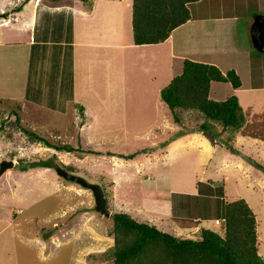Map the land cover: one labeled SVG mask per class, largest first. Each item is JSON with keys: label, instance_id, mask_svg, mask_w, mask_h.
I'll return each mask as SVG.
<instances>
[{"label": "rangeland", "instance_id": "obj_1", "mask_svg": "<svg viewBox=\"0 0 264 264\" xmlns=\"http://www.w3.org/2000/svg\"><path fill=\"white\" fill-rule=\"evenodd\" d=\"M11 1L10 8L14 2L21 3ZM105 1L98 5L96 17L89 21L91 25L97 24L103 13L100 9L109 5ZM242 1L249 10L257 7L264 10V0ZM112 7L115 9V5ZM126 7L130 12L131 0L123 1V8ZM112 17L110 23L115 27L117 12ZM82 19L87 22L85 16ZM131 38L130 26L123 40L136 45ZM127 47L102 46L95 49L100 51L99 55L82 46L74 68L78 89L75 87L73 100L83 104L86 117L73 105L67 106L65 97L69 88L65 83L73 75L67 72V62L61 68H65L62 70L65 83L56 92L57 106L65 108L64 113L51 115L35 108L21 110V100L0 99V160H12V165L0 174V264H71L80 254L85 255L88 263L98 264L103 259L100 254L112 245L111 214L118 210L136 219L149 220L174 235L172 227H193L191 232L177 236L196 237L199 228L195 227L200 226L222 233V223H215L214 219L223 217L225 202L241 197L255 214L258 251L264 257V173L232 149L240 150L244 144L243 152L264 165V138L253 128L261 119L254 112L261 113L264 109V88L253 92L246 88L248 82L264 85V53L252 48L245 61L242 58L237 61L235 66L243 82L237 91L228 82H212L211 98L224 99L234 93L245 111L247 122L232 129L189 109L182 110V119L176 122L160 98V88L170 79V67L163 60L158 66L150 63L152 53L147 47L142 50ZM2 54L0 71L14 72L9 88L16 92L23 85L26 56ZM183 58L173 57V71L182 67ZM200 58L206 61L209 57ZM214 59L224 71L234 67L231 61H221L217 56ZM61 69L57 66L56 71ZM15 112L21 117V125L48 141L79 144L95 152L47 146L18 127ZM201 122H205V133L198 129ZM191 129L203 134L210 149L216 150L204 148L203 136H187L177 142L173 139L175 134ZM246 135L250 137L245 140ZM128 153L133 155H122ZM220 153L225 158L219 157ZM43 159H52L56 164L27 166ZM62 164H72L73 173L106 186L109 216L96 211L89 188L57 173L56 167H63ZM164 206L170 207L169 210ZM176 217L198 223L178 221Z\"/></svg>", "mask_w": 264, "mask_h": 264}, {"label": "crops", "instance_id": "obj_2", "mask_svg": "<svg viewBox=\"0 0 264 264\" xmlns=\"http://www.w3.org/2000/svg\"><path fill=\"white\" fill-rule=\"evenodd\" d=\"M101 1L103 0H92L91 8H87L81 0H21V3H12L13 7L10 8L11 6L8 7V5L12 2L11 0H0V54L20 53L26 56L23 85L18 91L13 92L9 88L14 72L11 69L5 72L0 71V78H2L0 99L15 98L21 100V110L34 111L33 109L35 108L51 115L54 112L64 113L66 109L57 106L59 101L56 99V92L61 90L65 83L62 77V70L65 68H61L67 62L66 64H68L69 68L67 72L73 75L65 83L66 88H69V94L65 97V100L68 107L71 105L76 107L75 103L81 102L73 100L77 92V90L75 91L77 85L74 68L76 57L81 55L82 46L89 47L99 55L101 54L100 51L98 52L95 49L102 46L114 48L118 44L120 48L125 46L134 48L137 46L141 50L142 47H147V50L152 53V58H149L150 63L158 66L162 63V60L166 62L170 67V78L175 72L172 68L174 56L198 60H202L201 56H208L209 58L206 61L219 65L222 68L221 70L224 71L225 69L219 64L218 60L214 59L217 56L221 61H231L233 68L238 71L235 66L237 61L240 58L245 61L246 55L252 54V48L264 53L263 50L259 49L260 45L252 36L253 23L256 21V16L264 15V10L262 7L249 10L250 7L242 0L193 1L188 4L190 18L173 28L167 38L156 43L136 45H132L130 42L126 43L123 40L124 33L128 36L130 26L132 33V25L130 23L131 10L129 12L128 7L123 8L124 0H106L105 2L109 5H105L100 9L103 13L99 16L97 24L91 25L89 21L96 15ZM112 5H115V9H113ZM229 9H232L233 12H227ZM236 9L238 11H235ZM114 12H117L115 27L110 23L114 20L112 17ZM108 14L110 15L107 16ZM84 16L87 22L82 19ZM91 31H93L92 34ZM97 32L100 34L98 35ZM246 39L247 42L245 41ZM55 51H57V54H55ZM146 57H149V54ZM251 61L252 59H250ZM57 66L61 70L56 71ZM242 83L239 87L233 89L237 91L243 86ZM248 83L246 88L252 92L264 88V85ZM83 111L85 113L84 107ZM255 114L258 113L254 112L253 115ZM84 117H86V114ZM80 131L82 132V128H80ZM187 136L199 137L203 136V134L193 131L178 135L173 139L177 142V140ZM243 137L248 139L250 136L246 135ZM202 141L203 145L206 143L204 145V148L205 146L207 148L206 150H216V147L210 149L204 136ZM243 147H245L244 144H241L240 150L243 151ZM237 148L239 149V147ZM219 157L223 158L224 156L220 153ZM115 198L116 195L113 190V202H115ZM169 208L164 206L166 211ZM180 218L186 217H176L174 219L178 220ZM90 228L93 229L92 227ZM192 228L182 225L172 227L176 235L184 233V231L189 233ZM94 232L96 233V231ZM109 239L113 243V236L109 237ZM109 261V259H102L98 264H107ZM71 264L94 263H88L85 260V255L80 254L73 258Z\"/></svg>", "mask_w": 264, "mask_h": 264}, {"label": "trees", "instance_id": "obj_3", "mask_svg": "<svg viewBox=\"0 0 264 264\" xmlns=\"http://www.w3.org/2000/svg\"><path fill=\"white\" fill-rule=\"evenodd\" d=\"M81 1L87 8H91L92 0ZM131 1L132 40L135 44H142L156 43L167 38L173 28L190 18L188 4L196 0ZM181 65L182 67L179 66L170 80L160 88V98L167 104L176 122L182 119L181 112L184 109L199 111L207 119L232 129H239L247 122L245 111L236 94L232 93L218 100L209 95L212 81L228 82L233 88L241 85L240 76L234 68L222 71L215 63L189 57H184ZM75 106L84 117L83 105L75 103ZM18 107L20 108V105ZM15 114L14 120L18 125L21 117L19 113ZM254 116L261 119L256 121L253 128L258 132V136L264 138V111ZM18 127H22L21 129L36 140L56 149L95 152L79 144H54L21 123ZM198 129L205 133V122H201ZM193 131L196 130H190ZM184 133L187 131L177 133L173 138ZM122 155L131 157L133 153ZM53 164L56 163L52 159H43L32 161L27 166ZM62 165L65 168L70 166L72 169H66L73 172L72 164ZM102 188L109 207V191L105 185ZM111 216L113 243L100 254L103 259L111 260V264H264V257L258 251L256 217L242 197L224 203L222 233L200 226L199 235L196 237L174 235L159 229L149 220L136 219L123 210L114 211ZM182 219L192 222L193 225L198 223L189 218L178 220ZM96 257L94 255V258Z\"/></svg>", "mask_w": 264, "mask_h": 264}, {"label": "water", "instance_id": "obj_4", "mask_svg": "<svg viewBox=\"0 0 264 264\" xmlns=\"http://www.w3.org/2000/svg\"><path fill=\"white\" fill-rule=\"evenodd\" d=\"M256 20H258L261 23H264V15H257ZM260 50L264 51V44L259 47ZM235 153L252 163L255 167L260 169L264 173V165L258 163L253 157L249 156L245 152L232 148ZM12 165V160L10 159H2L0 160V174L4 172V170ZM57 173H59L61 176H63L66 179L75 181L79 184H81L84 187H87L91 190L92 195L94 197V202H95V209L99 213L109 216L111 214V210L109 207H107L106 199H105V194L102 186L98 183H93L88 180H86L84 177L75 174L73 172H70L66 170L64 167L57 166L56 167ZM52 230L48 231V233H45V236H47Z\"/></svg>", "mask_w": 264, "mask_h": 264}, {"label": "flooded vegetation", "instance_id": "obj_5", "mask_svg": "<svg viewBox=\"0 0 264 264\" xmlns=\"http://www.w3.org/2000/svg\"><path fill=\"white\" fill-rule=\"evenodd\" d=\"M252 36L258 43V45L264 44V23L259 22L258 20L253 23V34Z\"/></svg>", "mask_w": 264, "mask_h": 264}, {"label": "built area", "instance_id": "obj_6", "mask_svg": "<svg viewBox=\"0 0 264 264\" xmlns=\"http://www.w3.org/2000/svg\"><path fill=\"white\" fill-rule=\"evenodd\" d=\"M223 221H224V217H221V218H215V219H214V222H215V223H223Z\"/></svg>", "mask_w": 264, "mask_h": 264}, {"label": "clouds", "instance_id": "obj_7", "mask_svg": "<svg viewBox=\"0 0 264 264\" xmlns=\"http://www.w3.org/2000/svg\"><path fill=\"white\" fill-rule=\"evenodd\" d=\"M110 209V208H109ZM111 210V209H110Z\"/></svg>", "mask_w": 264, "mask_h": 264}]
</instances>
